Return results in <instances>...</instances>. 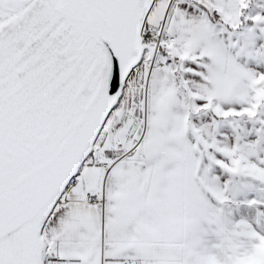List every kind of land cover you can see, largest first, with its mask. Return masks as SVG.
I'll list each match as a JSON object with an SVG mask.
<instances>
[{
    "label": "snow or ice",
    "instance_id": "1",
    "mask_svg": "<svg viewBox=\"0 0 264 264\" xmlns=\"http://www.w3.org/2000/svg\"><path fill=\"white\" fill-rule=\"evenodd\" d=\"M0 264H264V0H0Z\"/></svg>",
    "mask_w": 264,
    "mask_h": 264
}]
</instances>
